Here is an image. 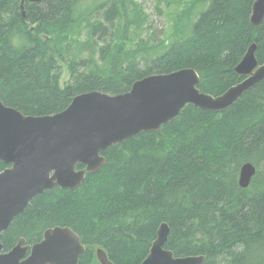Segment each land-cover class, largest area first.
Returning a JSON list of instances; mask_svg holds the SVG:
<instances>
[{"label":"trees","instance_id":"obj_1","mask_svg":"<svg viewBox=\"0 0 264 264\" xmlns=\"http://www.w3.org/2000/svg\"><path fill=\"white\" fill-rule=\"evenodd\" d=\"M154 1L168 7L169 29L185 32L153 41L158 32L135 0H43L25 3L24 17L20 0H0V101L24 116H52L78 95L125 94L146 77L183 69L215 98L245 79L234 69L251 45L264 64V18L257 27L249 21L255 0H194L203 6L193 22L191 1ZM180 5L181 15L171 9ZM61 65L70 75L63 85ZM101 156L105 163L79 187L36 195L1 234L2 252L59 227L84 246L78 264H99L97 249L111 264H141L164 223V248L176 258L264 264V80L223 112L187 105L159 131ZM245 163L256 171L242 189ZM8 167L0 163V172Z\"/></svg>","mask_w":264,"mask_h":264},{"label":"water","instance_id":"obj_2","mask_svg":"<svg viewBox=\"0 0 264 264\" xmlns=\"http://www.w3.org/2000/svg\"><path fill=\"white\" fill-rule=\"evenodd\" d=\"M42 1L20 0L22 16L25 3ZM263 18L264 0H255L250 24L257 27ZM255 49L251 45L234 69L245 79L215 98L199 91L194 70L183 69L146 77L125 94L78 95L64 111L52 116H24L0 101V163L9 166L0 172V238L36 195L55 188L73 190L87 173L98 171L105 163L101 154L108 147L141 132L159 131L187 105L216 113L230 108L264 80V64H257ZM78 165L84 170H77ZM255 171L249 163L240 167V188L248 187ZM168 230L164 223L159 226L141 264H203L201 256L176 258L166 250ZM84 250L73 231L56 227L45 231L41 241L33 245L19 240L9 252H2L0 242V264H77ZM96 259L99 264H111L101 249L96 250Z\"/></svg>","mask_w":264,"mask_h":264},{"label":"rangeland","instance_id":"obj_3","mask_svg":"<svg viewBox=\"0 0 264 264\" xmlns=\"http://www.w3.org/2000/svg\"><path fill=\"white\" fill-rule=\"evenodd\" d=\"M138 3H141L146 14H148V21H150V26L151 29L156 30L157 35L156 37H154L153 41L156 42H161L163 36L165 34L171 36L172 32H180L183 33L185 32V30L182 27V30L179 29V27H177L175 24L172 23V27L170 28V24L169 22L166 20V16L164 15L165 13L167 14V11L164 10L163 8H168L163 4H157L154 0H150V1H142V0H135ZM185 2H190L192 3V8L190 10V13L188 15V22H193L196 21L197 16H198V8L202 7L203 5H200V3H193L194 0H184ZM182 5L176 6L174 8H171L172 11L174 12H179V14L181 15L182 10ZM160 9L162 11L161 16L157 15V10ZM202 12V11H201ZM200 14V13H199ZM182 22H180L179 24L181 25ZM144 36V34L142 35ZM61 72H62V77L60 80V83L63 85L64 83H66L67 81H69L70 79V75L68 73L67 68L64 65H61ZM25 244V243H24Z\"/></svg>","mask_w":264,"mask_h":264},{"label":"flooded vegetation","instance_id":"obj_4","mask_svg":"<svg viewBox=\"0 0 264 264\" xmlns=\"http://www.w3.org/2000/svg\"><path fill=\"white\" fill-rule=\"evenodd\" d=\"M80 240V239H79ZM81 243V242H80ZM35 244V243H34ZM25 245V244H24ZM28 254H29V252H28ZM95 255H96V251H95ZM78 264V263H77Z\"/></svg>","mask_w":264,"mask_h":264},{"label":"bare ground","instance_id":"obj_5","mask_svg":"<svg viewBox=\"0 0 264 264\" xmlns=\"http://www.w3.org/2000/svg\"><path fill=\"white\" fill-rule=\"evenodd\" d=\"M84 168V167H83ZM82 170H84V169H82ZM149 254V253H148ZM146 259V258H145Z\"/></svg>","mask_w":264,"mask_h":264}]
</instances>
